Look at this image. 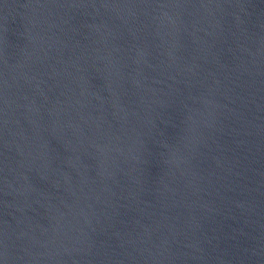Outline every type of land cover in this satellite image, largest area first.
Masks as SVG:
<instances>
[{
	"label": "water",
	"instance_id": "water-1",
	"mask_svg": "<svg viewBox=\"0 0 264 264\" xmlns=\"http://www.w3.org/2000/svg\"><path fill=\"white\" fill-rule=\"evenodd\" d=\"M0 264H264V0H0Z\"/></svg>",
	"mask_w": 264,
	"mask_h": 264
}]
</instances>
